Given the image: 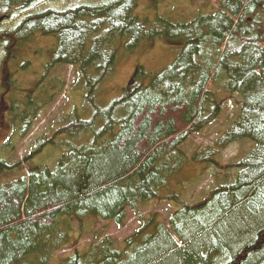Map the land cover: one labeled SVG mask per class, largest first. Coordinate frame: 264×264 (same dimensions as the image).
<instances>
[{
  "label": "trees",
  "instance_id": "1",
  "mask_svg": "<svg viewBox=\"0 0 264 264\" xmlns=\"http://www.w3.org/2000/svg\"><path fill=\"white\" fill-rule=\"evenodd\" d=\"M51 1L0 0V17L29 12L16 28L0 20L5 89L14 83L16 50L35 33L57 39L47 71L73 65L71 90L88 89L84 102L113 75L121 40L133 48L161 33L133 14L140 0H85L62 10ZM42 3L48 7L30 11ZM162 32L182 37L187 48L149 83L138 67L120 97L95 106L88 120L67 116L56 133L68 137L58 142L42 134L22 160L8 162L12 141L0 144V264H264V0H222L217 12L168 21ZM51 82L25 102L22 137L67 85L63 74ZM230 98L241 106L238 115L192 156L206 163L204 172L214 169L208 193L193 202L161 194L170 177L185 171L182 144L213 123ZM242 140L255 147L222 162V151ZM57 143L68 149L55 168L37 161L44 146ZM17 167L22 175L3 182ZM155 199L177 203L167 221L158 211L143 213ZM130 212L138 226L118 241L108 227H125ZM68 247L71 253L57 255Z\"/></svg>",
  "mask_w": 264,
  "mask_h": 264
},
{
  "label": "rangeland",
  "instance_id": "2",
  "mask_svg": "<svg viewBox=\"0 0 264 264\" xmlns=\"http://www.w3.org/2000/svg\"><path fill=\"white\" fill-rule=\"evenodd\" d=\"M220 1L222 0H140L133 14L139 20L145 22L147 28L152 27L151 29L161 33L155 34L153 38H146L140 41L133 48L128 46V39L121 40L118 44V60L113 75L101 84L86 102H84V97L87 96L88 89L75 88L71 90L74 77L77 76V71L73 65L58 64L47 71V67L52 60L51 56L55 55L57 39L54 36H45L41 32L31 36L30 40L23 43L16 50L11 63L9 62L11 71H13L12 79L14 81L9 89L2 87L4 83H7L4 82L7 74L4 72L5 70L0 68V144L9 139L12 141V145H10L14 148L9 153L10 155H7V161L22 160L32 152V149H36L37 145H35L34 141L44 133H47L46 139L50 140L55 137L54 140L58 142L68 137L69 134L67 133H56L62 122L66 121L67 116L72 114L82 119H90L94 114L95 106L105 108L113 100L120 97L122 89L129 85L135 72L138 71V67L143 68L147 74L145 83H149L154 75L163 72L167 67L171 66L176 58L187 48V43L182 37L162 32V30H166L167 22H184L203 13H215L220 7ZM51 2L53 3L50 6L53 9L62 10L78 6L80 2L85 3V0H52ZM91 2L98 4L102 1L91 0ZM206 5L207 7L204 8ZM47 7L48 3H42L30 11L43 10ZM28 13L23 10H14L9 15L5 14L0 17V20L7 28H16ZM161 20L166 24H162ZM3 58L4 54L0 48V65ZM62 74L67 80L64 91L59 95H55L54 100L50 101L40 111L28 132H25L26 134L22 137L24 131H20V128L22 129L20 127V113L25 108V102L29 97L36 98L38 94H42L43 91L41 90L52 86L54 84L51 82L52 79ZM40 91L41 93H39ZM235 95L238 99V95ZM92 99L95 102L94 104L91 101ZM13 100H16V102ZM240 108L241 106L234 99H228L227 103L223 104L219 116L212 124L200 133L192 135L186 143L182 144L181 147L188 157L187 165L183 166L185 171L170 177L169 181L161 188V194L165 196L179 195L183 196L187 201L193 202L196 199H202L208 193L213 180L214 169L203 172L206 163L197 162L192 159V156L196 150L201 151L212 145L219 137L218 135L224 132L232 119L238 115ZM92 137V134L89 133L85 141L90 142ZM254 147L255 143L250 140L235 142L222 152L220 160L224 163L239 160L243 155H248ZM67 149L68 147L61 143L44 146L38 153L41 158H38L37 161L43 160L53 166L51 168H55L58 160H60ZM28 166V164L23 165L25 172L28 171ZM186 168L189 169L186 170ZM22 169L21 167L13 169L7 175L10 177H4L2 181L19 178L22 175ZM217 172L218 174L223 173L222 171ZM199 174L202 176L200 177ZM150 205L148 208L143 209V213L158 211L164 216V220L167 221L168 215L173 211L172 205L177 206V203L155 199ZM103 223V221H100L97 227L103 225ZM137 226V216L130 212L125 227L118 228L115 223H110L107 233L121 241L132 233ZM91 238V235L85 236L79 245L80 248H85ZM72 250V248L68 247L57 255H66L71 253Z\"/></svg>",
  "mask_w": 264,
  "mask_h": 264
}]
</instances>
